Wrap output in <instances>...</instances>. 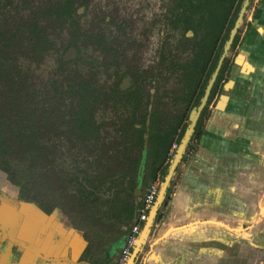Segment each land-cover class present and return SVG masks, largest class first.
Masks as SVG:
<instances>
[{"label":"trees","instance_id":"trees-1","mask_svg":"<svg viewBox=\"0 0 264 264\" xmlns=\"http://www.w3.org/2000/svg\"><path fill=\"white\" fill-rule=\"evenodd\" d=\"M76 2L70 0L68 19ZM245 2L177 0L167 25L171 32H180L178 46L176 52L162 59L167 81H175L171 100L142 93L134 86L122 89L120 77L106 92L99 89L94 78L81 80L76 89L66 92L75 102L67 125L59 107L33 112L18 106L12 96L0 104V177H6L16 189L19 203L33 204L48 216L59 211L82 233L87 242L83 261L112 263L107 250L129 234L148 186L157 179L166 180L177 152L170 155L173 146L183 142L191 124L189 118L202 106L217 74L181 161L198 149L212 106L231 79L235 61L224 54L230 40L232 50L241 44L240 28L233 38L232 34ZM45 14L57 26L67 21L64 9ZM73 25L77 26L74 18ZM20 35V28L16 32L0 30V84L13 82L14 50L21 42ZM24 38L34 52L43 53L48 48L44 32L35 24L26 27ZM103 101L117 111L108 124L96 117ZM106 126L113 128L114 137V132L102 137L109 128ZM52 133L58 137L65 134L75 144L69 151V163L62 145L47 143ZM170 193L171 188L165 204ZM100 255L103 257L98 260Z\"/></svg>","mask_w":264,"mask_h":264},{"label":"crops","instance_id":"crops-1","mask_svg":"<svg viewBox=\"0 0 264 264\" xmlns=\"http://www.w3.org/2000/svg\"><path fill=\"white\" fill-rule=\"evenodd\" d=\"M255 9L233 86L212 107L198 149L178 164L133 264H264V0ZM11 199L0 190V264H91L66 217ZM124 243L107 250L111 264Z\"/></svg>","mask_w":264,"mask_h":264},{"label":"rangeland","instance_id":"rangeland-1","mask_svg":"<svg viewBox=\"0 0 264 264\" xmlns=\"http://www.w3.org/2000/svg\"><path fill=\"white\" fill-rule=\"evenodd\" d=\"M176 2L177 0H77L72 18H67L59 27L46 18L48 6L44 0L12 5L6 16L5 13L0 15V30L11 29V32H16L20 28L21 42H17L14 50L16 54L11 74L13 82L0 84V104L4 105L6 99L12 96L18 106L33 112L59 107L60 117L67 125L75 102L66 92L76 89L81 80L93 78L99 89L106 92L120 77L118 83L125 88L131 79V83L140 92L152 90L156 93L155 96L164 95V101L171 100L175 81H167L168 75L161 72L158 54L160 50L162 56L176 52L180 32H171V26L167 25V18ZM257 3L258 0H249L240 26V37L245 36L247 31H253V27L249 28L248 21L255 20ZM0 8L3 9V5ZM165 15L166 22H163ZM73 18L77 26L73 25ZM33 24L42 29L48 40V48L43 53L30 50L24 38L26 27ZM188 36L193 34L189 33ZM225 52L231 61H235L238 55L245 56L243 51L240 54L239 49L232 50L231 47H226ZM157 71L159 77L151 84ZM100 103L102 105L96 111L98 121L103 124L111 123L117 111L105 101ZM192 117L193 114L190 118ZM109 132H114V137L112 127L106 128L102 137L107 138ZM60 135L58 137L52 133L47 143L62 145L69 163L72 155L69 151L71 145L75 144L65 134ZM108 141L110 143L111 139ZM104 143L105 141L97 145ZM0 190L9 195H12L11 190L16 193V189L2 176ZM12 197L14 199L10 200L11 204L18 205L15 194ZM62 216L64 217L63 214Z\"/></svg>","mask_w":264,"mask_h":264},{"label":"water","instance_id":"water-1","mask_svg":"<svg viewBox=\"0 0 264 264\" xmlns=\"http://www.w3.org/2000/svg\"><path fill=\"white\" fill-rule=\"evenodd\" d=\"M248 6H249V0H246L245 5H244V7H243V9H242V12H241L240 18H239L238 23H237V25H236V28H235V30L233 31L232 38H233V37L235 36V34L237 33V29L240 28L241 23H242L243 20H244V17H245V14H246V11H247ZM232 38H231V39H232ZM231 42H232V40L229 41V43H228V45H227V48L231 47ZM226 53H227V52H225L224 57L226 56ZM235 62H236L237 64H241V62H242V58H241V56H240V57L238 56V58L236 59ZM216 77H217V74L214 76L212 82L210 83V85H209V87H208L207 94H206V96H205V98H204V100H203V104H202V106L200 107V109H199V110H195V111L192 112L193 117H192V119L190 118V119H191V120H190L191 124H190V126H189V129H188V131H187V133H186V136H185L183 142H182L181 145L178 147L177 152H176L174 158H173L172 161H171V166H170V169H169V175L167 176L166 180L163 182V184H162V186H161V189H160V193H159V197H158V200H157L156 206H155V208L153 209V211H152V213H151V216H150V219H149L148 223L146 224V227H145V229H144V231H143V233H142V235H141V237H140V240H139V243H138V245H137V248L134 250L133 257H135V255L139 252V248L141 247V245H143V243H144V241H145V238L147 237V235H148L150 229H151L152 226H153V223H154V221H155V218H156L157 215H158V211H159V209H160L162 203L165 201V196H166V193H167V191H168V189H169V186H170V183H171V181H172V178L174 177V174H175L176 168H177L178 164L181 162V159H182V157H183V155H184V153H185V151H186V148H187V146H188V143H189L191 137L193 136V133H194V130H195V125H196V123H197V119H198V117H199L200 111H201V110L204 108V106L206 105V102H207V100H208V97H209L210 91H211V89H212V87H213V83H214ZM231 86H233V81H229L227 84H225V86H224V90L227 91ZM222 100H223V102H222L223 104H222V106H221V105H220V106H221V107H224V106H225V102L228 100L227 95H225V94L222 95ZM58 213H59V211H56L55 213H53V215H54V214H58ZM133 261H135L134 258L131 260L130 263L133 264Z\"/></svg>","mask_w":264,"mask_h":264},{"label":"built area","instance_id":"built-area-1","mask_svg":"<svg viewBox=\"0 0 264 264\" xmlns=\"http://www.w3.org/2000/svg\"><path fill=\"white\" fill-rule=\"evenodd\" d=\"M177 149L178 146L175 144L170 155L172 156ZM162 184L163 182L160 179H157L148 186L142 201V206L138 213L137 221L126 236L124 246L115 259L114 264L130 263L134 250L137 248L140 237L150 219L153 209L156 206Z\"/></svg>","mask_w":264,"mask_h":264},{"label":"flooded vegetation","instance_id":"flooded-vegetation-1","mask_svg":"<svg viewBox=\"0 0 264 264\" xmlns=\"http://www.w3.org/2000/svg\"><path fill=\"white\" fill-rule=\"evenodd\" d=\"M25 1H31V0H0V6L3 5V9L0 8V15L5 13V16H6L8 11L11 9L12 5H16V4L24 5ZM44 3L46 4V6H48L46 11H50L52 14H55L56 12H61L62 9H64L65 17L67 16V18H68V16L70 15V13H69L70 12V0H44ZM163 22H166V15H165V18L163 19ZM164 26H165V23L163 24V27ZM161 51L162 50H160L159 54H158L159 59H161V61H160V64H161L160 70H161V72H163L164 75H166V73L164 72V69H163V64L164 63H162L163 56H166V53L162 56ZM157 61H158V58H157ZM158 77H159V74H158V71H157V74L152 78L151 84L155 83V81L158 79ZM129 80H130L129 81L130 84L128 85V87L125 88V87L120 85L122 89L126 90V89H129L130 87L134 86V83H131V79H129ZM148 92L151 93V94H154L152 92V90L151 91L148 90L147 93ZM11 192L14 193L16 198H17L18 192L15 193L12 190H11ZM10 196L12 197V195H10ZM18 204H20V203L18 202ZM25 204H28V203H25ZM30 205H33V204H30Z\"/></svg>","mask_w":264,"mask_h":264}]
</instances>
